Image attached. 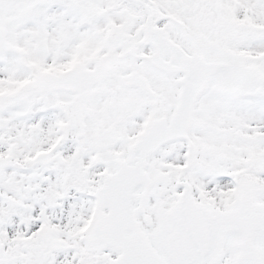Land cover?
Segmentation results:
<instances>
[{"label": "snow or ice", "instance_id": "snow-or-ice-1", "mask_svg": "<svg viewBox=\"0 0 264 264\" xmlns=\"http://www.w3.org/2000/svg\"><path fill=\"white\" fill-rule=\"evenodd\" d=\"M0 264H264V0H0Z\"/></svg>", "mask_w": 264, "mask_h": 264}]
</instances>
